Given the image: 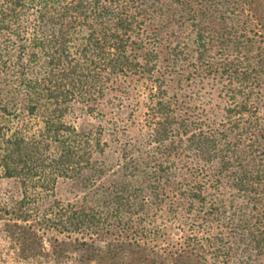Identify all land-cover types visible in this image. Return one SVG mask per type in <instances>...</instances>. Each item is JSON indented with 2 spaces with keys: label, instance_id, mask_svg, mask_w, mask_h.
<instances>
[{
  "label": "trees",
  "instance_id": "16d2710c",
  "mask_svg": "<svg viewBox=\"0 0 264 264\" xmlns=\"http://www.w3.org/2000/svg\"><path fill=\"white\" fill-rule=\"evenodd\" d=\"M165 4L180 7L195 38L171 44L163 64L159 42L145 33L150 10ZM218 18L219 26L211 25ZM189 66L236 83L226 120L206 122L184 110L171 82ZM133 75L152 84L146 121L153 146L124 147L111 164L102 133L80 130L66 113L73 100H98L109 83ZM258 88H264V0H0V179L22 186L16 207L0 206V241L26 259L46 233L34 228L42 223L79 242L72 264H109L125 254L157 264L226 263L244 238L207 235L203 227L217 219L205 216L215 205L205 170L219 161L233 184L260 204L254 218L240 221L249 244L264 255V112L257 107L264 98ZM109 171L116 178L106 186L101 179ZM61 178L87 181L95 198L59 199ZM166 211L193 220L189 241L177 250H168L175 244L166 240L172 236ZM62 242L60 262L68 264Z\"/></svg>",
  "mask_w": 264,
  "mask_h": 264
},
{
  "label": "rangeland",
  "instance_id": "374dc122",
  "mask_svg": "<svg viewBox=\"0 0 264 264\" xmlns=\"http://www.w3.org/2000/svg\"><path fill=\"white\" fill-rule=\"evenodd\" d=\"M158 7L153 8V11L152 9L150 10L151 15L148 16L145 35H148L152 41L159 42V50L162 60H166L163 62L165 64L167 60L171 59L170 45L176 42H191L195 38V31L189 25V21H184L185 18L180 17L182 11H179L178 8L180 7L178 5L165 4ZM213 14L219 16L218 12H213ZM231 14L228 13V16H234V14ZM220 22L221 20L218 18L211 22V25L219 26ZM171 84V91L179 96L184 110L201 116L200 118L206 122L216 121L219 123L222 120H226V116H228L226 109L231 102L230 88L231 86H236V83L231 85L227 77L222 74L206 76L202 73V75H199L198 70L189 66L184 75L175 74ZM108 85L109 87L105 89V94L98 100H93L92 102L73 100L66 113V119L75 124L80 130L102 133L103 139L108 142L107 148L110 152L108 160L113 164L119 159L124 147L143 148L144 146L146 148L153 146V138L150 136L151 129L146 121L152 84L146 77L133 75L128 77L121 76ZM255 92L258 95L262 92L261 97L264 98V88H258ZM19 105L22 106L23 104L20 103ZM261 105L257 107L264 112V99ZM189 152L190 155L193 154L191 151ZM111 173L112 171H109V175L101 179V183H106L107 186L114 182L116 177ZM205 173L209 174L210 177L208 200L215 203L214 208H210L208 210L209 214L205 216L217 218L209 222L204 220L203 227L207 232L206 234L224 233L228 238L229 236H237V239L240 237L244 238L235 244L234 257L228 262L220 264H264V255L259 254L249 244L250 236L241 229L244 223L240 221V219L254 218L259 211L258 207L260 204H257L253 195L240 191L233 184L232 179L229 177L230 173L222 170V165L219 161L207 164ZM94 190L95 187L88 185L85 180L78 182L71 178H61L56 193L59 199L82 202L85 197L90 198V200L93 197L95 198L93 195ZM21 198L22 186L17 179L10 177L0 179L1 208L12 209L17 206ZM187 207L188 205H185V208ZM170 208L171 205L168 204V209ZM218 211H221L220 214L223 218L221 220L218 219L219 214L216 213ZM2 214L5 216L3 211L0 212V215ZM161 214H167L165 217L169 218L165 223L166 229L168 228L172 236H167L166 240L175 244V248L168 246V250H177V248H180L179 245H186L187 241H189L187 235L190 234V222L193 220L189 217L182 222L172 217L171 211L162 212ZM174 216H176L175 213ZM162 223L160 225L164 224ZM45 225L41 223L34 227L39 229L40 236L43 237L45 231L46 233L43 239H40V242L34 243L37 248L36 253L29 251L30 255L26 259L18 258L9 242L0 241L1 247L4 248L3 253L0 254V264H63L60 262V245L63 243L62 241L67 242L65 244L68 248V251H66L68 257L65 258L66 262L72 264V261L75 260L73 257H79L81 254V251L74 248L79 242L74 237L68 239L64 233H60L57 230L49 231L45 228ZM157 241L159 244L166 242L163 237ZM208 244V241L205 240L204 246L206 248L209 247ZM201 250L199 249L200 252ZM141 258V254H125L109 264H157L160 261L158 260L157 263L153 261L146 263L142 262ZM91 262L93 261L88 264H94Z\"/></svg>",
  "mask_w": 264,
  "mask_h": 264
}]
</instances>
